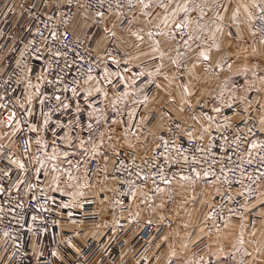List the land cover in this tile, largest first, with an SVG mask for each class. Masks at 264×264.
<instances>
[{"label": "snow or ice", "instance_id": "1", "mask_svg": "<svg viewBox=\"0 0 264 264\" xmlns=\"http://www.w3.org/2000/svg\"><path fill=\"white\" fill-rule=\"evenodd\" d=\"M64 6L60 0H56L55 4L48 0L44 7L55 8L59 13L58 17L56 13L52 12L43 18L41 15L32 14L29 21L24 25L25 31L33 37H39L40 41L38 45L35 38L28 40L13 68L14 74L18 75L19 72H23L22 77L18 76L17 83L27 82L26 102H13L7 96L0 95V110H3V114H0L3 115V118L0 119V128L9 129L6 133L7 138L11 140L17 132L24 131V125H27V133L36 134L37 150L43 154L32 156L33 139L25 134L23 137L24 158L9 159V163L16 165L20 174L13 187L19 191L21 185L27 184V192L31 193L33 188L44 184L46 179V187L59 193L62 199L55 209H46L41 206L38 210L54 211L57 217L65 214L63 213L64 209L84 211L87 205L97 203V199L102 204L114 205L113 213L117 208L120 212V215L116 216L110 226L112 235L115 236L116 229L125 230V224L121 221H126L127 225H138L144 219V213L148 215V218L144 220L145 227L155 223L152 217L157 216L158 209L164 208L163 201L159 204L156 203V196L167 191V189L160 187V183L171 185L173 180H177L181 182L182 187L190 186L193 189V194L190 195V198H186L184 203H188L189 199L195 201L197 196L194 194V190L199 182L214 184L219 179L211 170L214 167L213 164H209L207 168L203 167L209 158L215 160L211 149L216 147L217 137L213 136V132L219 133V139L224 141L220 148L227 153L225 145L228 144V137L224 133L234 131L232 153L239 158V162L233 161L236 167L228 170L235 173L239 169V179L233 181L225 177L223 183L227 184V188L223 192L216 188L214 195L207 200H201V204L208 203L210 210L204 212L200 218L199 223L203 226L199 227L198 235L202 234L200 238L203 239L204 235H211L210 229H214L219 241L221 238H228L227 234L221 235L222 227L228 230L238 228L236 239L231 243V248L242 253L244 257L253 256V252L248 251L244 246L246 243L245 232L249 225L254 229L249 235L252 237L257 235L255 223L246 214L258 209L257 219L264 226V75H260V72H264V67H261L260 64H254L251 67L244 66L239 69L244 74L242 85L230 83V79L225 78L220 84L219 91L213 97L215 103L210 112L215 113V116L205 111H196L197 107L207 108V102L202 103L200 99H197L195 104L192 103L191 98L196 94L194 86L191 80L185 81L184 77H194L195 69L200 65H204L206 72H216L219 69V72L222 73L225 65L229 71H232L233 63H229L222 55L214 57L213 53L222 52L224 41H229L228 47H231L230 41L232 40L244 41L245 29L251 38L248 47L251 48L252 53L264 55V0H95V3L80 4L78 8L84 10L83 19L85 22L91 20L93 26H99L96 36H92L90 33L82 34L79 26L69 28L67 19H60L65 17V13L60 11ZM5 7L4 18L7 19L8 15L14 12V7ZM20 7L23 8V5ZM35 7L36 5L33 4L32 8ZM128 12H131L132 15L129 16ZM209 12L212 13L211 17L205 19ZM193 13L196 14L195 18H193ZM226 21L229 22L226 23ZM61 23L64 24L63 28L60 27ZM133 25L139 26L133 30ZM118 27L121 29L119 35ZM44 30L48 32L47 36ZM126 34L135 38L133 44H129ZM82 35L83 38H81ZM70 36L72 37L71 40H69ZM86 44L92 46L88 47ZM112 44L115 47L110 50L109 46ZM145 45H147L148 51L143 50ZM130 47L136 51L135 55L128 50ZM101 49L103 56L100 55ZM25 53L29 55L25 56ZM93 53L96 54L95 57H93ZM172 53L175 55L173 56ZM191 53H195V55L193 56ZM69 54H71V60ZM33 57L42 63L40 69L30 66ZM142 57H148L149 60H155L158 63L152 70L141 68L140 65L145 63ZM166 58L171 61V65L167 69L164 63ZM61 60L64 63L63 68L60 67ZM101 60H111V63L117 68L123 64L125 66L124 72L130 73L132 79L129 81L120 71L112 72L108 67L102 69L103 78L102 80L99 79L93 75V66L98 65ZM134 61H139V63L134 64ZM129 65L132 67H128ZM73 67L75 74L69 81L65 68L71 70ZM133 67L137 68V71L134 72ZM34 72H38L36 83L32 82ZM217 78L219 79V73H217ZM257 80L260 86H256ZM174 81H178L176 87L182 90L180 112L185 111V105L191 111L180 122H174L175 132L172 126L157 122L154 127L158 128L159 132L148 129V136L141 139L136 132L132 131V127L135 126L138 132H142L152 116L149 115L135 123L139 113V108L135 105L147 109L153 100L151 95L153 89L166 92L168 102L175 105L176 98L170 90ZM105 83L111 86L113 95L119 92L117 97L119 100L127 102L129 97H137L133 101L134 106L127 113L126 122L112 121V123H126L125 130L121 134L123 144L114 140L111 131L100 130L101 123L107 122L108 117L104 115L103 110L100 111L99 115H96L94 104L90 103L87 107L93 110L89 113V120L94 119L96 127L94 128L91 122L80 124L83 109L78 102V97L81 95V86H84L82 91L85 99L91 98L95 93L102 94L104 100H108L109 90L104 87ZM137 84H140L138 91L135 89ZM46 85L52 86V91L49 94L42 91ZM253 91L259 95L250 99L249 96ZM66 93H70V96L65 95ZM34 98H39L42 117L39 123L32 120L35 113L30 106L33 104ZM69 100H77L75 112L71 111L72 105L67 102ZM17 105L25 109L26 118L23 122L20 113L15 110ZM46 106L48 110L45 112ZM254 106H258L262 114L255 123H252L253 117L250 110ZM226 110H233L232 114L227 115ZM170 113L171 109L169 108L160 114V118L166 116L169 121H172L173 117ZM54 114L57 116L55 123L52 119ZM61 115H66L69 118L61 120ZM220 116L223 117L222 121L219 119ZM237 117L239 122H237ZM241 124L244 127H241ZM41 129L44 133L51 132L53 137L51 142L45 139ZM165 132L168 133L167 138L163 134ZM106 137L113 141L109 147H111L112 155L115 157L124 155L122 151L118 150L121 148L130 149V155L133 157H136L138 147L143 148L148 153V155L139 157L142 163H136V159L132 160L136 179L120 180V189L105 184L108 179H115V177H110L108 173ZM130 137H135V141L131 140ZM149 137H151V143H149ZM206 137L208 139L205 144ZM4 138L0 136V140ZM57 140L63 142L64 150L57 144ZM242 144L244 147L241 151ZM49 147H51L50 154ZM77 155L83 156L84 159L77 160L73 164L69 157H76ZM100 157L104 158L103 166L99 163L98 158ZM227 159L232 161L233 157L229 155ZM25 160L36 166L33 170L32 182L27 180L29 169ZM173 162L187 166L188 170L185 171L181 168L180 173H173L172 179H169L165 173L167 168H171ZM216 162L219 163V161ZM61 163H67L69 167H61ZM92 163L96 164L95 171L90 169ZM245 165L251 166L252 172H248ZM132 166L120 161L116 170L123 169L128 172L129 176H132ZM220 171L223 173L224 169L221 168ZM100 172L104 173L103 179L97 180L96 184L93 185L91 177L99 175ZM11 175V172H4L6 177L11 178ZM157 177H159V183ZM246 181L247 183H245ZM149 183L155 187L143 191V189L148 188ZM125 185L126 191L124 190ZM233 185L239 187L234 189ZM4 191L6 189L0 185V193ZM43 191L42 188L41 192ZM109 192L118 193V198L109 200L108 196L105 195ZM217 197L220 198V202L214 203ZM237 197H243L244 202H238ZM138 198L139 204L136 203ZM250 201L255 202L249 203ZM53 203H55L54 199ZM141 204L144 205V208L140 207ZM230 205L237 206L232 207ZM225 208L227 214H225ZM125 210H127L126 216L123 215ZM96 214L95 212L92 213L93 216ZM66 215L69 224L78 225L82 231L83 221L78 222L72 219V211H68ZM31 219L35 222L37 216L33 215ZM165 219L170 218L164 215L158 217L161 223ZM41 223L47 225L48 219L42 218ZM52 223L60 226L56 219ZM102 226L109 227V225ZM97 227L99 228L101 225ZM169 227H171L170 224ZM181 227L189 229L194 225L190 222H183ZM70 230L77 237L81 235V231L74 228ZM29 231L37 237L41 234L33 228H30ZM44 231H47L46 227ZM3 235L7 241L11 234L4 232ZM173 236L181 241L179 246L172 241ZM91 238L94 240L103 239L99 233L93 234ZM17 239L12 237V246L15 249L21 247L16 242ZM159 239L160 244L155 245L157 254H154L157 261L159 260L158 252L161 245H167L166 264H173V261H178L179 264H199L197 260L184 259L190 244L196 242L193 241L190 232H185L182 236L179 231H175L162 235ZM155 240V236L150 237L148 245L153 246ZM60 243L66 244L69 249L74 251L75 255L80 256L82 254L81 248L72 240H61ZM112 243L113 240L109 239L108 246L104 248V252H108L109 256H111L109 248ZM127 243L128 240H121V251L113 264H152V259L148 256L149 247H144L139 256L135 257L138 249H125L123 245ZM247 243L249 245L255 244L256 254L264 257V234L260 240H250ZM37 246V244L33 245V255L38 256L43 264H47L44 261L43 250L36 251ZM5 250L7 251V249ZM216 254L230 255L221 246L217 247ZM49 255L59 264H64V257L59 251H50ZM15 256L16 253L13 251L8 257V264H11ZM253 259L256 257L253 256ZM235 264H246V261L241 258ZM259 264H264V259H261Z\"/></svg>", "mask_w": 264, "mask_h": 264}, {"label": "built area", "instance_id": "2", "mask_svg": "<svg viewBox=\"0 0 264 264\" xmlns=\"http://www.w3.org/2000/svg\"><path fill=\"white\" fill-rule=\"evenodd\" d=\"M48 0H20L18 5L13 4L12 2H8L6 5L2 7L0 10V95H5L8 98L12 99L13 102H19L24 103L22 101L24 96V88H23V81L20 83H17L18 76L22 77L23 72H19L18 75L14 74L13 68L15 67V61L20 58V53L24 50V44L28 42V40L35 38L37 40V43L39 45V37H33L29 35L24 28V25L29 21L32 14L41 15L43 18L50 12L56 13V16L58 17L59 13L57 10L53 7L45 8L44 4L47 3ZM95 3V0H60V3L62 5H65L63 8L60 9V11H63L65 13L64 18L60 19H67L69 28L72 27V23L74 19L80 15L84 14V10L78 8L80 4L84 3ZM52 4L56 3V0H51ZM35 4L36 7L32 8V5ZM23 5V8L20 6ZM12 8L14 7V12L10 13L7 17V19L4 18V12L6 11V7ZM125 11H127L125 9ZM22 13V15H21ZM128 15L131 16L132 13L128 12ZM137 15L139 13L137 12ZM70 18V19H68ZM59 22V20H57ZM42 27V25H41ZM60 27L63 28L64 24L61 23ZM99 26H93L92 21L88 25L87 29L84 31V33H90L92 36L98 35ZM45 35H48L47 30H44ZM83 38V35L82 37ZM50 39V38H49ZM72 37H69V40H71ZM86 46L91 47V44H86ZM115 45L112 44L109 46L110 50L114 48ZM83 52V49H81ZM28 53H25V56H28ZM95 53H93V57H95ZM119 58V56H118ZM69 59L71 60V54H69ZM230 63L229 58H225ZM252 64H260L261 67H264V56L262 58H255L252 60ZM109 65H112L111 60H109ZM123 65V64H122ZM30 66L40 69L42 67V63L38 60H36L34 57L30 61ZM55 67V65H54ZM60 67H64L63 60L60 62ZM103 67L99 63L98 65L93 66V75H97L99 79L102 80L103 78ZM58 70V69H57ZM227 65H225L224 71H227ZM65 73L67 74V79L69 81L72 80L73 75L75 74V68L73 67L71 70L65 68ZM215 75L221 72H219V69L216 70V72H213ZM38 72H34L32 75V78H36V75ZM52 75H55V73H52ZM260 75H264V72H260ZM83 79V78H81ZM43 83V82H41ZM107 88H111V86L104 84ZM140 86V84H138ZM154 90V89H153ZM152 90V91H153ZM42 91L45 94H49L52 91V86L46 85ZM65 95L70 96V93H66ZM82 99L81 95L78 97V100ZM201 102H207L208 107L207 108H200L197 107L196 111H205L208 112L210 115L215 116V113L210 112L211 107L215 103L212 96H207L200 99ZM80 101V100H79ZM7 102V101H3ZM72 105L71 111L75 112V105L76 100H69L67 101ZM83 102V111L81 113L80 117V124H86L91 122L89 120V113L90 109L87 107L88 103H92L95 105V107H99L102 105V101L100 99V95H95L94 97L90 99L81 100ZM195 104L196 102H192ZM11 107V106H10ZM185 108V115L184 116H177V115H171L173 117L172 121H168V126L173 127V131L175 132V126L174 122H180L183 120L188 113L191 111V109H188L187 105L184 106ZM20 113L21 121L26 118V112L24 108H20L17 105V108L15 109ZM36 110L40 111V105L39 102L36 104ZM48 110L47 106L45 107L44 111L46 112ZM233 110H226L227 115H231ZM0 114H3V110H0ZM1 119L3 118V115H0ZM252 123H255L257 121V118L253 116ZM69 117L66 115H61V120H66ZM53 123L56 122L57 116L54 114L53 117ZM219 119L222 121L223 117L220 116ZM32 120L36 122V116L32 117ZM237 122H239V118H237ZM93 127L95 128L96 125L93 124ZM241 127H244V125L241 124ZM197 128H199V125H197ZM44 133V131H43ZM25 134L31 136L32 138H35L34 133H27V125H24V131L17 132L16 138L18 145L20 147L21 153L23 155L24 150V140L23 137ZM165 137L167 138L168 133H163ZM228 137V144L225 145L227 148V153H225L221 148L220 145L224 144L223 140L219 139V133L213 132V136L217 137L216 141V147L211 149L212 154L215 156V160L209 158L206 163L203 164L204 168H207L209 164H213L214 167L211 169L215 172L216 176L219 178L217 181L213 184L209 182L212 186L215 188H219L222 192L224 189L227 188V184L223 183L225 177L228 179H231L233 181L239 179V169L235 173L230 172L229 168L236 167V164L233 163V161L239 162V158L232 153V148L234 145L232 144V141L234 139V131H227L224 133ZM45 139L51 142L53 139L51 132L44 133ZM207 137L204 141V143H207ZM197 143H200L197 141ZM57 144L60 146L62 145V141L57 140ZM194 146V145H193ZM244 145L242 144L241 151L243 150ZM124 153L121 157H115L113 166L110 171V177H115V179H112L114 182V187L117 189L121 188V185L119 183L120 180L127 179V180H134L135 177V168L132 166V160L136 159V163H142V161L139 159L141 155L137 153L136 157H133L130 155L131 150L130 149H122L120 150ZM31 154L33 156L36 155H43L42 153H39L37 149L34 151L31 150ZM148 155V154H146ZM198 156L200 154H197ZM207 155V154H205ZM231 155L233 157L232 161L227 159V156ZM145 156V155H144ZM9 159H11V151L8 148H4L0 153V185H3V187L6 189L3 193H0V264H8V257L11 255L13 251H15L16 256L12 260L11 264H43V262H40V259L38 256L33 255L32 245L31 242L33 239H35L38 244H40V250H43L44 253V261L47 262V264H57L58 261H55L54 258H51L49 253L50 251L56 250L59 251L60 254L66 258L64 261V264H113V262L116 260L118 253L121 251V240H128V243L123 245L125 249H138V251L135 253V257H138L140 254V251H143L144 247H149L148 256L151 257V259H156L157 254V248L155 245L160 244V236L164 235V233L174 225V221L172 218L165 219L162 223L158 220L159 214L157 216L152 217L155 223L152 226L145 227L144 220L148 218V215L146 213L143 214L144 219L141 220L140 224H132L127 225L126 221H121V223L125 224V230L116 229V235H112V231L110 230V226L113 224H110L109 227L106 228V231L104 235L102 236L103 239H92L88 238L82 242L78 241L77 236L74 235L72 231H60L59 227L54 225L52 221L54 219L58 220L59 222L65 218L68 220V217L66 213L68 211H72L73 216L72 219L76 221H83V222H90V221H97L100 217V215L94 211V204L87 205L84 211H78L75 209L68 210L64 209L63 213L64 215L57 217L56 213L54 211H39L38 209L42 206L46 209H55L56 205H58L61 202V196L59 193H50L47 191V180L45 179V183L39 185L38 187L33 188L31 193L27 192V184H23L20 186L19 191L16 190L15 187H13L14 183L17 180V177L20 175L16 169V165L9 163ZM123 161V163L132 166L133 167V175L129 176L128 172L121 169L120 171H117V167L119 165V162ZM216 161H219L217 163ZM29 169L27 180L28 182H32L33 179V170L36 167L34 164L30 163L26 165ZM248 172H252V167L247 166ZM181 168H183L185 171H187V166L182 164H176L173 162L171 168L166 169V175L169 179H172L173 173H180ZM221 168L224 169L223 173H221ZM90 169L92 171H95L96 164L92 163L90 165ZM8 171L11 172V178L4 176V172ZM154 171V170H153ZM42 179H44L42 177ZM177 181L173 180L172 184ZM157 182L159 183V177H157ZM203 182V181H201ZM199 182V183H201ZM139 183V181H137ZM198 183V184H199ZM247 183V181L245 182ZM171 185H164L163 183H160L161 188H168ZM155 185L149 183L148 188L143 189V191H148L150 188H154ZM239 187L238 185H233V188ZM44 189L43 192H41V189ZM124 190H127L126 185L124 186ZM233 194L234 191H233ZM158 195V194H157ZM118 198V193H113L112 200ZM157 198V196H156ZM53 199L55 200V203H53ZM65 200L67 198H64ZM238 202L243 203L244 198L243 197H237ZM167 201H170L167 200ZM139 198L137 200V204H139ZM220 198L217 197L216 201L214 203H219ZM254 201H250L249 203H253ZM127 203V201H126ZM157 203V201H156ZM114 206V205H113ZM232 207H236L237 205H230ZM115 207V206H114ZM135 207V205H133ZM141 208H144V205H140ZM107 210L110 209V205L106 207ZM119 211V209L117 208ZM209 207L208 210L209 211ZM97 213L95 216L92 215V213ZM225 214H227V209L225 208ZM35 215L37 216V220L35 222L32 221L31 217ZM123 215H127V210L123 213ZM251 218V221L255 223V225L259 222L257 219L258 215V209H254L252 213H247ZM167 217V216H165ZM42 218L48 219V224L44 225L41 223ZM47 228V231L45 232L44 229ZM222 227V226H221ZM251 227V225H249ZM30 228L36 229L41 234L39 237L35 236L32 232L29 231ZM137 228L138 231L136 234H134L132 237H130V234L133 229ZM159 229V231H157ZM81 231V230H80ZM223 231V227H222ZM4 232H9L11 235L5 241L4 238ZM82 232V231H81ZM211 235L215 234L214 229H210ZM211 235H204L203 239L197 243L195 250L201 251L204 247H206L207 242L210 240ZM155 236L156 240L153 242V246L148 245V240L150 237ZM12 237H16L17 243L21 245L19 249H15L12 246ZM72 240L73 242H76V245L81 248V255L77 256L74 254V251H71L66 244H61V240ZM109 239L113 240V243L111 247L109 248V252H111V256L108 255V252H104V248L108 246ZM164 245H161L160 250L158 252V256H160L163 252ZM7 249V251L5 250ZM173 264H176L175 261H173Z\"/></svg>", "mask_w": 264, "mask_h": 264}, {"label": "crops", "instance_id": "3", "mask_svg": "<svg viewBox=\"0 0 264 264\" xmlns=\"http://www.w3.org/2000/svg\"><path fill=\"white\" fill-rule=\"evenodd\" d=\"M8 2H12L13 4L18 5L20 0H0V10ZM157 11H159V10H157ZM83 15L76 17L72 23V27L73 26H79L82 34L84 33V31L87 29L88 25L91 22V20L85 22V20L83 19ZM211 15H212V13L209 12L208 16L205 17V19H208V17H211ZM195 16H196V14L193 13V18H195ZM141 19H143V18L141 17ZM228 22L229 21H226V23H228ZM137 26H139V25H133L132 26L133 30H135V28ZM120 31H121V29L118 27V29H117L118 35L120 34ZM244 34H245V40L244 41L232 40V41H230L231 47H228L229 41H224V47L222 49V52L221 53H213L214 57H219L222 55L224 58H226V57L229 58L230 63H233V70L232 71L227 70V71L222 72L219 75V79H218L217 75H215L211 71L206 72L204 65H200L199 67H197L195 69L194 77H184L185 81L191 80V83L194 86V90H195L196 94L191 98L192 102H196L197 99H201V98H204L207 96L214 97L220 89L221 82L225 78H229L230 83H235L236 85H242L244 83V74L239 69H241L244 66L251 67L253 59L262 58L264 56V55L252 53L251 48L248 47V43L251 42V38L247 35L246 29H245ZM126 39L128 40L130 45L135 42V38L131 37V36H127V34H126ZM257 46L260 47L258 44H257ZM128 50L131 51L133 53V55L136 54V51L133 48L130 47ZM143 50H145V51L149 50L147 48V45L143 46ZM100 55L103 56V50L102 49H101ZM172 55L174 56L175 54L172 53ZM191 55L194 56L195 53H191ZM142 59L145 61V63L141 64L140 67L144 68V69L152 70V69H154V66L158 63L155 60H149L148 57H142ZM137 63H139V61H134V64H137ZM164 63H165L166 69L171 65V61L167 58L165 59ZM100 64L103 68H105V67L110 68V70L112 72L120 71L123 75H125L127 77V79L129 81L132 79V76L130 73L124 72V67H125L124 65H121L120 68H117V66L114 64L109 65V60H101ZM128 67H132V65H129ZM133 71L134 72L137 71V68L133 67ZM95 76H97V75H95ZM32 82L36 83L37 82L36 78H32ZM158 82H162V81H158ZM164 83H166V82H164ZM177 83H178V81H174L173 85L170 88L172 95L176 98V104L175 105H172L171 103L168 102V96H167L166 92L159 91L156 89H154L151 93L153 100L148 105L147 109H145L143 106L135 105L136 107L139 108V113H138V116H137L135 123H138L140 119H144V118L148 117L149 115L152 116V119L148 122L147 127L144 128V130L142 132H138L137 128L135 126L132 127V131L136 132L137 135H139L141 137V139L148 136V129H152V131H154V132H159V129L154 127V125L157 122H159L160 124H163V125L168 124V121H169L168 118L165 116L161 119L160 114L162 112L167 111L169 108L171 109L170 115H177V116H184L185 115L184 112H180V110H179L182 90L180 88L176 87ZM256 86H260L258 82H257ZM83 87L84 86L82 85L81 86V97H82V99H79L80 101L78 100L81 108L83 107V104H82L83 102H81V100H85V98L83 96V91H82ZM104 87L107 88L105 85H104ZM23 88H24V96H23L22 101L25 103L26 102L25 96L27 94V82L26 81H23ZM139 88H140V86H138V84H137L135 86V89L138 91ZM107 89L109 90L108 100H104L102 94H95L94 93V95L92 96V97H94L95 95H100V99L102 101L101 106L95 107L96 115H99L100 111L103 110L104 115L106 117H108L107 122L101 123L100 129H101V131H111L112 135L114 137V140L120 141V143L123 144L121 134L125 130L126 123H112V121H124V122H126L128 119L127 113L134 106L133 101L135 99H137V97L131 96L128 98L127 102H125L124 100L117 99V97L119 96V92H116V94L113 95V89H110V88H107ZM257 95H259V94L256 93L255 91H253V92H251L249 98L251 99L252 97H255ZM88 99H90V98H88ZM38 101H39V98H34V102L30 106L32 108V111L35 113L34 116H36V122L37 123H39L42 119L40 111L36 110V104L38 103ZM92 111L93 110L90 109V112H92ZM250 112H251V115H253L257 118V120L260 117V115L262 114L261 110L259 109L258 106H254L253 109L250 110ZM0 119H1V116H0ZM91 123L96 125V121L94 119L91 120ZM8 131H9V129H7V128H0V136L5 137L4 139L0 140V145H3V147H0V153L4 148H8L11 151V159H23L24 157L21 153V150H20V147L18 145L16 136L12 137L11 140H9L6 136V133ZM41 132H42V134H44L43 129H41ZM35 137H36V135H35ZM32 139H33V144H32L31 150L34 151L35 149H37V145L35 144V138H32ZM130 139L135 141V137H130ZM148 139H149V143H151V137H149ZM112 142L113 141L108 140L106 137L105 144H106L107 155H108L107 168H108L109 176H110V171H111V168L113 166L114 159H115V156L112 155V149H111V147H109V145H111ZM60 147L62 150H64L63 149V142H62V145H60ZM122 149H125V148H121L118 150H122ZM48 151L50 154L51 153V147H49ZM137 153L141 156L148 154L144 151L143 148H140V147L137 148ZM71 158H72V156L69 157V159H71ZM98 159H99L100 165L103 166L104 165V158L100 157ZM25 163L27 165V164H30L32 162L25 160ZM49 163H51V162H49ZM67 165H68L67 163H61V167H63V168H67L68 167ZM103 177H104V173L100 172L99 175L94 176L91 183L93 185H95L97 180H102ZM105 184L107 186L114 187V182L111 178L108 179L107 181H105ZM199 184L211 185L210 183H204V182H201ZM47 191L50 193H57V192L52 191L51 188H47ZM105 195L108 196L109 200H112V197H113L112 192L105 193ZM156 201H157V198H156ZM109 205H110V209L107 210L106 207ZM113 208H114L113 205L102 204L99 202V199H97V203L94 204V211L97 212L100 215V217L97 221L83 222L81 235L79 237H77L78 241L82 242L88 238H91L93 236V234H95V233H99V235L102 237L106 231V228H107V227H103L102 225L112 224L113 221L115 220L116 216L120 215V212L117 209L115 210V213H113V211H112ZM164 216L170 217L174 220V226L170 227L164 233V235L168 234V233H173L175 231H179L181 233V235L183 236L185 232H190L192 234L193 241H196L195 243H191L192 250L193 249L195 250V247H196L195 245H197V243H199V241L201 240L200 235H202V234L198 235V233H199V227L203 226L202 224L199 223L202 215H199V216L164 215ZM183 222H190L191 224L194 225V227H191L189 229H184L181 227V224ZM59 225H60L59 226L60 231H71L70 229H73V228L76 229L77 231L81 230V228L78 225L69 224L68 220L65 218H63L59 222ZM98 225H101V227L98 228L97 227ZM238 230H239L238 228L235 230L223 229L221 235L223 236V234H227V237L230 236L235 241ZM253 230L254 229L252 227L247 228V230L245 232L246 243H245L244 247L247 248L248 251L253 252V256H255L256 259H253V256L244 257L242 255V253L236 252L235 249L231 248V241H228L229 238H227V239L221 238L220 239L221 243L218 244V246L224 247L225 251L230 254V255H222V258L226 260L229 257H232L234 262H236L238 259L243 258L246 261V264H259V261L261 259H264V257L258 256L256 254V252H255L256 245L255 244L249 245L247 242L250 240H260L262 238V234H264V226H262L260 222H258L255 225V231L257 233L256 237H252L249 235V233L252 232ZM137 231H138L137 228L133 229L131 234H130V237H132L134 234H136ZM172 241L175 242L176 240L172 237ZM209 241L207 242L206 247H204L205 250L208 248V246L210 244ZM74 243L76 244V242H74ZM34 244L38 245L36 248V251L39 252L41 245L38 244V242L35 239H33L31 242L32 250H33ZM167 248H168V246L164 245L162 257L164 256L165 259H167V256H168L166 253ZM70 250L73 251L72 249H70ZM197 252H200V251H197ZM61 256H63V254ZM65 260H66V258L64 257V261ZM57 264H59V262H57Z\"/></svg>", "mask_w": 264, "mask_h": 264}, {"label": "rangeland", "instance_id": "4", "mask_svg": "<svg viewBox=\"0 0 264 264\" xmlns=\"http://www.w3.org/2000/svg\"><path fill=\"white\" fill-rule=\"evenodd\" d=\"M69 151H72V150H69ZM72 158L70 160L72 161L73 164H75L77 160L84 159L83 156H79V155H77L76 157H72ZM67 166L69 167V165ZM93 178L94 176L91 177V181L93 180ZM166 189L167 191L165 193L157 195V204L161 203V201L164 202V208L157 210V214L159 215H192V216L202 215L204 212H207L209 205L208 203L201 204V200H207L210 196L215 194V190H216L214 186H211L209 184L207 185L198 184L194 190V194L197 196V199L195 201H191L189 199V202L185 204L184 203L185 199L190 198V195L193 194V189L190 186L182 187L181 182L175 181L172 184V186ZM169 199L170 201H167ZM173 238L176 240L175 243L177 244V246H179L181 241L177 239L175 236H173ZM228 238H229L228 241H231V243L234 241L232 237L228 236ZM209 243L210 244L208 248L206 250L204 248L200 252H197L194 249L192 250V247L190 244V248L187 252V255L184 257V259L197 260L199 261V264H235L232 257H229L228 259L225 260L222 258V255L216 254L218 244L221 243L220 239L219 241L217 240V233L212 234L210 236ZM166 253L168 255V248H167ZM162 255H163V252L159 256L158 261L157 259H152V264H166L167 259H165L164 256L162 257ZM175 262L176 264H179L178 261H175Z\"/></svg>", "mask_w": 264, "mask_h": 264}]
</instances>
